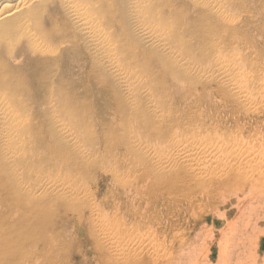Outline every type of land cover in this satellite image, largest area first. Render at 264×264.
Segmentation results:
<instances>
[{
	"label": "bare ground",
	"instance_id": "1",
	"mask_svg": "<svg viewBox=\"0 0 264 264\" xmlns=\"http://www.w3.org/2000/svg\"><path fill=\"white\" fill-rule=\"evenodd\" d=\"M229 7L225 0H0V264H60L85 231L95 264H207L212 231L187 253L192 241L176 213L217 212L234 196L237 217L248 205L261 214L264 191H244L255 175L264 185V62L239 52L240 31L226 26L238 16ZM178 69L184 86L171 90ZM199 89L252 123L204 111L203 125L192 122L181 134L173 98ZM205 120L225 134L203 136ZM134 164L141 174L131 181ZM184 194L187 208L171 199ZM218 216L225 259L221 239L235 218ZM243 219L246 233L229 239L232 260L257 228L249 213Z\"/></svg>",
	"mask_w": 264,
	"mask_h": 264
},
{
	"label": "rangeland",
	"instance_id": "2",
	"mask_svg": "<svg viewBox=\"0 0 264 264\" xmlns=\"http://www.w3.org/2000/svg\"><path fill=\"white\" fill-rule=\"evenodd\" d=\"M225 1H226V3L229 4V6H230L229 8H231L229 10L230 14L234 13L235 15L236 14L238 15V16H235L233 14L235 16V18L233 17V21H234L233 24L232 25L231 24H226V26H227L228 29H230L232 31L233 30L236 31V32L240 31L239 33L237 32L238 33L237 34L238 35L237 36L238 37L237 38L238 39L237 43L242 45L241 48H243V46H244L245 49L243 50V49L240 48L239 52H241V53L243 52L242 54L247 53V56L253 53L252 55H250L251 57H254V60H252L253 62L252 61L251 62L252 63H257V61H259V60H257L258 57L259 56L260 57L264 56V28H263L264 27V10L261 9L262 6H264V0H256V1L255 0L251 1L250 0L251 2L249 0L248 1L247 0H242L244 2V4H242L243 2L239 1V0L238 1L237 0H225ZM230 1L235 2V3H232ZM245 4H248V6L247 5L245 6ZM237 9H239V11H238L239 14H238V12H236ZM240 9H241V11H240ZM231 10H233V13H232ZM259 11L261 13H259ZM198 14H199V12L195 13V15H198ZM254 17L256 18V20H255ZM239 19H240L241 22L239 21ZM245 20H246V22H245ZM252 20H254V21H252ZM237 21H239V23ZM242 21H243V23H242ZM248 23H249V25H248ZM251 23H253V25L257 24V26L255 27ZM240 24H241V26H240ZM243 24H246L247 26L243 25ZM234 25H235V27H234ZM242 26H243V28H242ZM257 27H258V29H257ZM244 28H245V30H244ZM241 30L244 32V35L242 34L243 32ZM245 33H246V35H245ZM241 36L242 37L245 36V37H243L241 39ZM247 39L249 41H247ZM244 40H245V42H244ZM235 41H236V39H235ZM245 44L246 45L248 44V45L246 46ZM247 47H248V50L246 51ZM249 52H250V54H249ZM260 57H259V59L264 62V57H262V59ZM178 71L181 74V78L179 77V73L176 72V79L179 82L173 83V85H172V83H169L171 85V90L180 89V88H182L184 86L183 80H185V77H184L183 73L179 69H178ZM170 74H171L172 77L175 76V74H173V73H170ZM211 84H212L211 87H213V89L216 90L217 87H215L216 86L215 83L211 81ZM176 95H175V99L173 98V100L176 101L175 104L173 105V110H174L173 115L176 113L175 114L176 116L174 115V118H176L178 116V120L180 121L179 122L180 123L179 129H181L179 132L181 134L184 132L183 128H185L186 126H191L190 124L192 122L194 124L197 123L199 125H203V123L200 120H198L197 117L202 115L204 113V111L211 112L210 114L223 119L224 122L228 121L229 119L232 120V118L235 115L236 116L239 115L240 118L238 119L239 120L238 124H240V125L247 124L248 125V124L252 123L253 119H249V117L248 118L245 117L246 114L243 112V110H239V112L236 113L233 116L232 115V111H231L232 107L230 108V106H228V104H225L223 99H221L218 96H216L214 98V96H213V98H211V100H210V98L206 96V92L202 91V89H199L195 96L192 94V95H190L189 98H187L185 100H182V98H178V97H180L182 95L181 93H177ZM261 105L264 106V104H259L258 106H261ZM213 106H217L216 107L217 108L216 111H213V109H212ZM205 108H206V110H205ZM259 108H262V107H259ZM179 109H180V112H178ZM226 111L227 112L229 111L230 114L227 113ZM212 115H210V116H212ZM263 116H264V114H263ZM242 117H245V118H242ZM261 119H262V122H264V117L261 118ZM205 121H206L207 124H206L205 129H203L204 132H205V134H202L203 136L213 133V130H214L213 126L217 125L215 123H211L210 120H205ZM230 124L233 125V123L230 122L229 125H226V127L230 128ZM261 124H262L261 125L262 127L260 129L264 133V123H261ZM210 126H212V127H210ZM207 127H208V129L210 127L209 131L207 130ZM221 130H223V131L221 132L220 130H216V131L214 130V132L217 133L219 131L218 134H221V133L225 134V132H226L225 128H222ZM190 131H192V129L189 130V132ZM254 131L255 130H250V132H245L243 135L249 134V133H253ZM255 136H257V138H258V134H256ZM254 138L255 137H253L251 139L254 141V140H256ZM206 140H207V138L202 140L204 145L211 146V147H215L216 146V144L213 141H207L206 142ZM203 143H201V145H203ZM153 144H154V142H153ZM134 165L137 166V164H134ZM135 166L132 165V168H134V170L131 169L132 176L131 175L129 176V178L132 177V178L129 179L131 181L134 180V177H137V176H139V174H141V172L139 171L140 168L137 166L139 168L138 171H137V167H135ZM133 172L134 173L136 172V174H134ZM63 174H64V172H63ZM256 179H257V175L252 177L251 181L246 186L244 192L249 191V192H251L253 194H256V195H259V196L261 195V193H259V192L260 191H264V185H262V184L255 185V180ZM263 181H264V179H263ZM104 184H107V182H105V181L101 182V185H104ZM242 194H240L239 197H241ZM189 198H190L189 195L184 194L182 196L174 197V198H171V199L173 200V202H178L180 206H183L184 208H187L190 205V203L188 202ZM128 200L125 199V201H128ZM235 202H236V198L234 196H232V202H231L232 204H230L228 206L226 205L224 207H221L220 211L216 210L217 212H220L218 214H223L224 212H226V216L228 218V221H230V220L235 218V224L233 226H229L228 231L226 232L227 233L226 236H224V238L221 239L222 248H223V246L226 245L224 251L228 252L227 253V257L225 259L224 258L221 259L222 256H219V251H218V247H219L218 240L221 237V236H219L220 235L219 232L221 231L222 228L225 227V223H224V220L222 218H220V216H218L217 212L211 211V208H209L208 206L204 207V208L202 207L203 209L202 208H200V209L198 208V209H195V210L193 208H191L193 210H190L188 212H186V211L180 212L179 215L176 213V215H177L176 218H178V219L180 218V221H182L181 225L183 226V228H185V230L183 232L184 233V238L187 237V239H188L187 242L188 243L190 241H192V245L187 244L188 246L186 245L184 247V248H186V250H184V251H187V253L190 252L191 248H194L195 246H198L197 241H193L195 238L201 236L202 240H203L204 236L206 234H208L209 231H212V234L209 235V236H213L214 237L213 240H212V243L209 244V246H211L210 253H211L212 257H211V261L209 263H207V264H264V207H263V205L261 206L262 212L259 215V213L258 214H256V213L253 214V212L250 210V205H248L242 210L244 212L241 214V216L237 217L235 215L236 214ZM257 204L259 205L260 203H256V205ZM4 208H5V206H4ZM177 209H178V207H177ZM124 211H125V208L122 209L121 214ZM247 213H249V216H251L253 224H256L257 226H255V227H257V228H254L253 230H250L252 228L253 224L251 225V227H249L250 231H248V235H246V237L249 236L250 239H249L246 247L242 251V254H240L241 257L239 259L232 260L231 259V255H230L232 240H229V239L233 238L232 234L239 235V234L246 233L244 231H240V228L241 227L243 229L245 228V226H244L245 221H244L243 218H244V214H247ZM247 218H250V217H247ZM79 236H80V240L79 241H76V240L71 241L70 248L67 249L66 253L65 252L61 253V256L58 259V262H60V264H95L96 263V262L93 261L94 259H92V255L93 254H92V252L90 250L91 249L90 244L85 242L86 238L88 237L87 236V232L85 231V235L81 234ZM179 237L182 238L181 236H179ZM225 237H227V240H229L227 243L224 240ZM180 238H178V239H180ZM234 239H237V238H234ZM198 242L201 243V238L200 237H199V241ZM196 251H197V249H196ZM87 253H88V255H85ZM232 255H234L236 257L237 253L235 252ZM217 256H219V258H217ZM185 261H186L185 262L186 264L190 263L189 259H186Z\"/></svg>",
	"mask_w": 264,
	"mask_h": 264
}]
</instances>
